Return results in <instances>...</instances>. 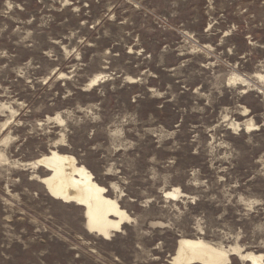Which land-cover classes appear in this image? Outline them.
<instances>
[{"label":"rangeland","instance_id":"374dc122","mask_svg":"<svg viewBox=\"0 0 264 264\" xmlns=\"http://www.w3.org/2000/svg\"><path fill=\"white\" fill-rule=\"evenodd\" d=\"M51 152L119 229L47 193ZM183 239L264 264V0H0V264H180Z\"/></svg>","mask_w":264,"mask_h":264},{"label":"bare ground","instance_id":"6f19581e","mask_svg":"<svg viewBox=\"0 0 264 264\" xmlns=\"http://www.w3.org/2000/svg\"><path fill=\"white\" fill-rule=\"evenodd\" d=\"M33 166L45 167L50 172V176L40 182L51 197L75 202L85 209V223L89 231L107 237L109 231L119 229L127 219L126 213L119 208L117 202L106 198L105 189L93 182L92 175L84 167L76 166L72 157L51 152L34 162ZM241 257L251 264H262V256L246 254ZM173 261L180 264H224L228 257L226 252L202 241L183 239L178 244Z\"/></svg>","mask_w":264,"mask_h":264}]
</instances>
